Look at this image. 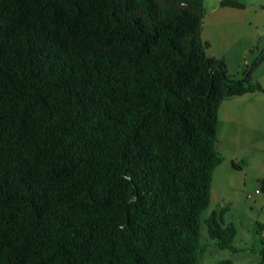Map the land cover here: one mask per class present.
<instances>
[{"label": "trees", "instance_id": "obj_1", "mask_svg": "<svg viewBox=\"0 0 264 264\" xmlns=\"http://www.w3.org/2000/svg\"><path fill=\"white\" fill-rule=\"evenodd\" d=\"M203 14V0H0V264H197L218 105L261 88L264 53L229 74L204 52ZM204 222L239 249L222 208Z\"/></svg>", "mask_w": 264, "mask_h": 264}, {"label": "rangeland", "instance_id": "obj_2", "mask_svg": "<svg viewBox=\"0 0 264 264\" xmlns=\"http://www.w3.org/2000/svg\"><path fill=\"white\" fill-rule=\"evenodd\" d=\"M216 1L203 0L200 36L208 42L204 52L222 57L228 73L239 77L242 69L258 54L253 48L255 43L260 48L264 47V0H239L244 7L233 8L238 11L234 16L228 11L216 14L217 5L213 9ZM256 24L259 26L258 38L253 41L252 49L242 51V47L250 42L251 31ZM226 26H230L229 31L222 33ZM251 76L254 81L257 80L253 70ZM258 82L264 87V78L258 79ZM254 93L260 94V99L264 98V92L254 89ZM226 98L221 99L217 109V135L222 142L223 156L212 172L209 204L200 213V237L207 246L199 254L197 264H213L220 258H231L234 264H261L256 251L260 246L256 229L257 224L264 226V190L260 188L258 178L251 174L264 160V141H258L257 145V141L249 143L257 138V129L264 128L261 124L264 120L260 117L264 116V109L259 104L245 102V96H232V100ZM219 208H222V220L235 226L236 235L233 237L234 243L239 246L237 251L215 246L213 239L206 234L204 218L210 210Z\"/></svg>", "mask_w": 264, "mask_h": 264}, {"label": "crops", "instance_id": "obj_3", "mask_svg": "<svg viewBox=\"0 0 264 264\" xmlns=\"http://www.w3.org/2000/svg\"><path fill=\"white\" fill-rule=\"evenodd\" d=\"M216 3L217 4H215V5H213V9L215 8V6L217 5V9H215L216 10V14H219L220 12H224V13H226V11H228V12H230V13H232L233 14V16L234 15H236V13L238 12V11H236L235 9H233V8H235V7H233V6H228V5H221V4H219V0H217L216 1ZM244 7V6H243ZM242 8V7H241ZM230 17H232V15H230V14H228ZM232 20V19H231ZM230 20V21H231ZM258 24V23H257ZM255 25L253 28H254V30L253 31H251V33H252V36H251V40H250V42L248 43V44H246L245 46H243L242 47V51H244L245 49H247V48H251L252 49V46H253V41H256V38H258V35H259V26L258 25ZM229 29H230V26H226L225 28H223V30H221V32L222 33H225V32H227V31H229ZM204 41H207V40H204ZM207 45H208V42H207ZM206 45V46H207ZM229 48V47H228ZM255 50H256V52L257 53H259V51L262 49V48H260V47H258V44L257 43H255V45H254V47H253ZM264 48V47H263ZM240 57V56H239ZM242 61H245V57H242ZM264 64V53H263V55H262V58L260 59V61H259V63L255 66V68L253 69V74L254 75H256L255 76V79H257L256 81H258V79H261V78H264V68H262L261 69V65H263ZM226 65V64H225ZM226 69H227V65H226ZM237 69H239V66L236 68V70ZM238 71V70H237ZM257 91H259V92H264V87L263 86H261V88L260 89H257ZM253 93V94H252ZM249 94H252V95H250V96H248ZM237 95V97L239 96V97H242V96H245V102L246 101H248V102H251V103H255V104H259L261 107L260 108H262V109H264V98L263 99H260V97H259V95L260 94H257V93H254V90H251V91H245V92H242V93H239V94H233V95H229V96H226V97H228V98H226V100H232V96H236ZM248 96V97H247ZM224 98V97H223ZM222 98V99H223ZM260 117H262V119L264 120V116L263 115H260ZM218 123V122H217ZM262 124V127H264V123H261ZM259 130V131H258ZM257 131H258V135H257V138H253L252 139V141L249 143L250 145H251V143L252 142H255V141H257L256 142V145L258 144V141H262V139H263V141H264V128H260V129H257ZM260 131H262V133H260ZM257 139V140H256ZM264 143V142H263ZM218 144H219V147L220 148H218ZM253 144V143H252ZM221 145H222V142H221V140H220V138L218 137V135H217V130H216V148H217V150L221 153V155L223 156V152H222V150H221ZM262 146H263V148H264V144H262ZM260 157V156H259ZM258 157V158H259ZM262 159H264V157L262 158ZM262 162H259V161H256V162H259V166L258 167H256L257 169L256 170H254V172L251 174V176L252 177H256V178H259V177H264V160H261ZM253 162V161H252ZM225 222V221H224ZM226 222H229V221H226ZM236 235V230H235V234H234V236ZM232 243H233V245H235V246H237V244H235L234 243V237L232 238ZM237 247H239V246H237ZM231 259V258H230ZM231 261H232V259H231ZM233 262V261H232Z\"/></svg>", "mask_w": 264, "mask_h": 264}, {"label": "built area", "instance_id": "obj_4", "mask_svg": "<svg viewBox=\"0 0 264 264\" xmlns=\"http://www.w3.org/2000/svg\"><path fill=\"white\" fill-rule=\"evenodd\" d=\"M260 235H261L262 238H264V230H261Z\"/></svg>", "mask_w": 264, "mask_h": 264}]
</instances>
